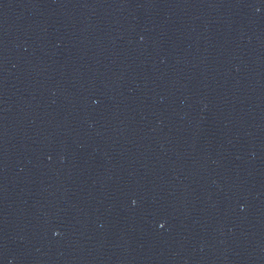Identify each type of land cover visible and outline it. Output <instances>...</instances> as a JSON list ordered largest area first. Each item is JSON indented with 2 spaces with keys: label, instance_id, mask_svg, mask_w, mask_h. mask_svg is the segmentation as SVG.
Returning a JSON list of instances; mask_svg holds the SVG:
<instances>
[{
  "label": "water",
  "instance_id": "95a60500",
  "mask_svg": "<svg viewBox=\"0 0 264 264\" xmlns=\"http://www.w3.org/2000/svg\"><path fill=\"white\" fill-rule=\"evenodd\" d=\"M0 264H264V0H167L0 81Z\"/></svg>",
  "mask_w": 264,
  "mask_h": 264
}]
</instances>
